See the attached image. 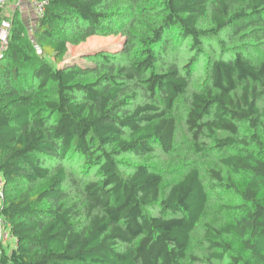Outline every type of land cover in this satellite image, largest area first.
Returning <instances> with one entry per match:
<instances>
[{
  "label": "trees",
  "instance_id": "1",
  "mask_svg": "<svg viewBox=\"0 0 264 264\" xmlns=\"http://www.w3.org/2000/svg\"><path fill=\"white\" fill-rule=\"evenodd\" d=\"M7 1L0 264H264V0H38L31 33ZM177 142L221 166L165 180Z\"/></svg>",
  "mask_w": 264,
  "mask_h": 264
},
{
  "label": "rangeland",
  "instance_id": "2",
  "mask_svg": "<svg viewBox=\"0 0 264 264\" xmlns=\"http://www.w3.org/2000/svg\"><path fill=\"white\" fill-rule=\"evenodd\" d=\"M20 1V2H19ZM23 0H12V2H6L3 5V11L7 15L11 14L13 10L16 8H20L19 4ZM32 9V7H31ZM27 18H25L26 21ZM25 25H29L26 23ZM29 31L32 30L33 24L28 27ZM32 31H30L31 33ZM123 42V37L119 34L118 36H92L86 40L85 43L79 44L78 46H69V54L71 57L77 56L81 51L86 52V50H97V49H103V48H110L111 50H117L120 48L121 43ZM81 55L79 54L78 57ZM82 60V59H81ZM176 148L174 149V152L165 155L162 152H159L157 157H152L150 159L151 162L154 163L155 166L159 167L164 174L165 180L171 181L170 179L174 176H179L186 168L191 167L192 163L191 160L196 161L202 168H204V171H206L210 166L219 167L220 164L216 161V156L214 153H211V155H208L207 157L203 156L202 154H196L194 153L193 149L189 147L187 142L182 143H176ZM221 166V165H220ZM213 167V168H214ZM223 176H226L228 173L226 170L221 171ZM206 175V174H204ZM211 181V179H208L206 183ZM216 195L217 198H219L221 193L217 191H212V195ZM217 201V199H216ZM216 204H219V202H213V206L209 208L205 213L206 215L203 217L202 221L198 224L196 227V231L194 232L192 236L191 241V252L204 255L206 251V243L203 240V232H204V225L205 224H217L222 222L225 219V216L221 212L218 211V207Z\"/></svg>",
  "mask_w": 264,
  "mask_h": 264
},
{
  "label": "built area",
  "instance_id": "3",
  "mask_svg": "<svg viewBox=\"0 0 264 264\" xmlns=\"http://www.w3.org/2000/svg\"><path fill=\"white\" fill-rule=\"evenodd\" d=\"M31 2L32 11L35 16H40L43 10V1L38 0H29ZM5 0H0V4H3ZM10 29V21L9 19H2L0 22V56L2 55V51L6 47L8 36ZM4 200V187L2 184V179L0 176V207L3 204ZM13 237L9 234L8 229L5 228L4 219L0 215V251L7 245L8 241H12ZM1 254V252H0Z\"/></svg>",
  "mask_w": 264,
  "mask_h": 264
},
{
  "label": "crops",
  "instance_id": "4",
  "mask_svg": "<svg viewBox=\"0 0 264 264\" xmlns=\"http://www.w3.org/2000/svg\"><path fill=\"white\" fill-rule=\"evenodd\" d=\"M19 6H20V8L18 9V12L20 13L19 15H21V17H22L23 22L25 24L26 23L29 24V25H26L27 27L31 26L34 22V19H35V14H33V11L31 9V7H32L31 2L29 0H23L19 4ZM25 18H27L26 21H25Z\"/></svg>",
  "mask_w": 264,
  "mask_h": 264
}]
</instances>
